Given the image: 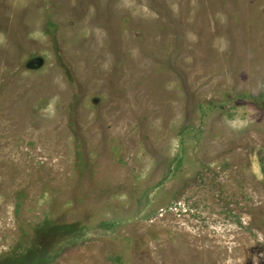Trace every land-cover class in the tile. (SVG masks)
Listing matches in <instances>:
<instances>
[{
	"label": "rangeland",
	"instance_id": "obj_1",
	"mask_svg": "<svg viewBox=\"0 0 264 264\" xmlns=\"http://www.w3.org/2000/svg\"><path fill=\"white\" fill-rule=\"evenodd\" d=\"M36 249L264 264V0H0V262Z\"/></svg>",
	"mask_w": 264,
	"mask_h": 264
},
{
	"label": "trees",
	"instance_id": "obj_2",
	"mask_svg": "<svg viewBox=\"0 0 264 264\" xmlns=\"http://www.w3.org/2000/svg\"><path fill=\"white\" fill-rule=\"evenodd\" d=\"M69 230V226H53L51 227L47 233H45L46 237H49V235H54V234H58L61 232H66V230ZM47 234H49L47 236ZM40 251H44L42 249H36V250H31L28 251L27 253H25L24 255L21 256H17V257H9V258H5L3 259L0 264H29L30 262H33V264H37V262H40L41 258H40Z\"/></svg>",
	"mask_w": 264,
	"mask_h": 264
},
{
	"label": "water",
	"instance_id": "obj_3",
	"mask_svg": "<svg viewBox=\"0 0 264 264\" xmlns=\"http://www.w3.org/2000/svg\"><path fill=\"white\" fill-rule=\"evenodd\" d=\"M43 63H44V59L40 56H37V57L27 61L26 65H27V67L34 68V67L42 66Z\"/></svg>",
	"mask_w": 264,
	"mask_h": 264
}]
</instances>
